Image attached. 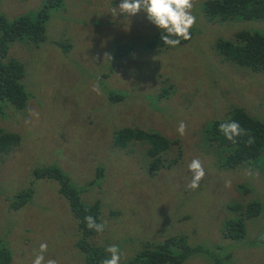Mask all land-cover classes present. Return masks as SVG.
Wrapping results in <instances>:
<instances>
[{"label": "rangeland", "instance_id": "374dc122", "mask_svg": "<svg viewBox=\"0 0 264 264\" xmlns=\"http://www.w3.org/2000/svg\"><path fill=\"white\" fill-rule=\"evenodd\" d=\"M43 1L0 0V15L9 22L40 11ZM204 1L211 0H195L191 39L162 53L144 55L127 49L125 56L112 60L115 47L133 45V38L146 42L154 27L143 11L134 16L113 15L121 0H63L62 6L47 10L44 36L36 46L25 39L6 44L0 62L15 59L21 65L26 95L23 116L10 108L0 116V128L16 135L14 149L0 156V246L8 251L9 264H32L35 250L45 242V260L77 262V257L69 260L75 256V223L56 191L57 184L44 176L30 183L34 168L51 165L80 188L81 202L99 201L101 217L117 213L104 221L105 232L124 235L123 257L144 248L152 250L165 238L183 236L189 247L204 246L218 259L228 252L232 264H264V247L244 245L251 244L264 228L262 179L248 164L234 171L225 169V149L196 136L205 121L219 118L231 107L264 124V72H248L225 62L213 48L218 41H233L239 30L264 35V21L207 22L198 6ZM57 42L72 45L69 58L56 48ZM63 70L70 73L67 80ZM102 71L106 72L102 82L94 80L87 91L80 85L87 74ZM212 72L217 74V99L213 106L206 103L202 112L186 100L189 95L212 92L202 79ZM195 80L201 88L198 95L191 93ZM94 84H99L100 95L92 91ZM162 90H166L164 96ZM109 91L114 98L123 91V97L110 104ZM181 121L187 125L184 136L177 132ZM123 128H137L144 134L154 131L169 142L176 141L161 154L167 165L179 152L175 165L148 170L145 151L150 146L145 139L124 151L108 149L110 135ZM193 159H199L205 171L195 190L187 188L192 178L188 164ZM97 170L102 172L99 179ZM226 181L230 186H225ZM241 184L247 193L240 191ZM28 189L32 190L26 203L14 213L8 211L16 192ZM250 199L260 203L261 211L245 222L244 237L236 242L222 239L221 221L235 216L227 205ZM92 239L106 245L98 237ZM211 258L194 255L180 264H216Z\"/></svg>", "mask_w": 264, "mask_h": 264}, {"label": "trees", "instance_id": "16d2710c", "mask_svg": "<svg viewBox=\"0 0 264 264\" xmlns=\"http://www.w3.org/2000/svg\"><path fill=\"white\" fill-rule=\"evenodd\" d=\"M62 5L63 0H44L40 11L26 16H17L9 22L5 21L0 15V59L5 56L6 44L13 40L25 39L33 46L41 42L44 36V23L47 20V10L58 8ZM198 6L203 14V19L207 22L210 20L218 22L230 20L264 21V0H211L200 2ZM147 22L153 25L151 22ZM234 35V42L218 41L216 46H213L215 48V55L219 59L232 65L234 64V66L242 68L245 71H253L254 73L264 72V35L256 31L245 30H239ZM160 37L161 33L154 26L146 42L142 43L133 38V45L119 48L115 47L114 50L116 53L112 54V60L122 55L125 56L124 54L127 52V49L142 51L145 55L149 52L158 53L160 51L162 53L165 49H174L187 42V40H181L178 46L169 47L163 44ZM56 47L60 48L61 52V49L62 51L65 50L68 48V45H65L64 42H57ZM9 60L6 63L0 62V115L3 113V108H10L13 114L19 113L23 116L22 112L26 108V95L22 85L23 71L21 65L15 62V59ZM212 74H214V77L217 76L215 72H212ZM197 82V80L194 81L191 92L196 95L201 91L200 87L195 86ZM165 91L162 90L161 92ZM114 97V92L109 91L108 102L110 104L119 102L123 97V91L117 92L116 98ZM201 102V99H195L191 95L186 100L187 104H194L197 108L202 107ZM106 113H111L109 107ZM229 120L237 121L243 129L247 130L248 135L238 137L236 143L228 141L218 131V126L220 123ZM206 132L212 135V139L209 140L210 142H214L216 146L225 149L226 155L222 161V166L225 169L234 171L235 168L248 164L251 169H255L256 174L262 179L264 184V124L262 121L253 115L248 117L243 111L236 109L225 120L217 121L207 126ZM249 137L253 139V143L251 144L247 143ZM143 139L147 140L150 146L145 151L147 166L149 167L148 170L157 171L162 165H165L161 160V154L168 150L172 144H175L176 141L169 142L154 131L144 134L143 131L137 128H123L110 135L108 149L116 148L124 151L129 144L140 142ZM15 141L16 135L14 133L0 128V156H6L13 150ZM134 150L133 147V152ZM179 156L180 153L178 152L165 166L169 168L175 165L177 157ZM41 176L57 184L56 191L64 199L70 216L75 223L77 236L74 242V249L72 250L75 256L70 257L69 260L77 257L76 264H101V261L109 256L105 251L107 246L118 245L120 251L122 250L121 245L124 243L123 234L116 236L114 231L105 232V230L103 233H97L89 230L85 222V216L89 215L94 217L97 222H104L105 220L115 218L117 216L116 212H108L101 217L99 201L95 200L91 204L81 202V198L79 197L80 188L69 182L67 177H64L52 165L34 168L33 178L30 183L40 180L39 177ZM101 176L102 172L97 170L96 178L99 179ZM239 189L242 193L248 192V189L242 184L239 185ZM239 189L237 188L238 193H240ZM31 190L17 191L8 204L7 210L13 213L17 211L29 199L28 196ZM226 208L234 212L235 216L226 217L221 221L219 229L220 236L224 240L239 241L245 234V222L259 215L261 205L257 200L250 199L244 204L233 202L228 204ZM7 215L4 213L5 218H7ZM95 236L98 237V240L105 242L106 245L98 244L97 241L93 240L92 238ZM262 237H264V228L251 244H243L251 247H264V239ZM254 241L256 242L254 243ZM151 248L152 250L149 251L145 248L141 249L140 252H135L133 256L120 263L180 264L194 255H204L206 258L212 257L210 260L216 264H232L230 259L231 254L228 252H225L224 256L218 259L213 250H209L204 246L196 245L189 247L185 244L183 236L165 238L156 247ZM224 250L221 249L222 252ZM60 256L64 257V254L62 253ZM9 261L8 251L0 246V264H9ZM207 264L211 263L207 261Z\"/></svg>", "mask_w": 264, "mask_h": 264}, {"label": "clouds", "instance_id": "9594fccd", "mask_svg": "<svg viewBox=\"0 0 264 264\" xmlns=\"http://www.w3.org/2000/svg\"><path fill=\"white\" fill-rule=\"evenodd\" d=\"M195 7V0H121L118 8L112 10V14L115 15L117 12L127 14L128 16H134L139 12L143 11L146 14V18L149 22H151L161 33V40L164 45L169 47H176L180 44L181 40L191 39V29L195 26L196 16L193 14V9ZM201 33V32H200ZM235 40V37H234ZM231 41V42H234ZM230 42V41H226ZM56 45V44H55ZM57 48V47H56ZM60 50V48H58ZM72 45L68 44V48L62 51L61 53L63 57L69 58L71 56ZM97 74H87L85 77V81L80 85L85 87L87 91L90 88V84L94 82L96 79H100V82L103 81L106 72ZM251 72V71H248ZM253 72V71H252ZM254 73V72H253ZM67 78L70 77L69 71L63 72ZM61 74V75H63ZM203 80L207 81L211 88V93L205 96V93H201L198 96H193L196 99L201 98L202 107L200 108L202 112H205L207 106L206 103H211L208 106H213L216 103L217 99V90L215 87L216 78L212 74L211 77L206 78L202 77ZM196 87H199V82L195 84ZM92 91L97 95L101 94V89L99 84H94L92 87ZM164 93L165 92H161ZM194 100V99H193ZM240 109V108H238ZM4 111V108L2 109ZM191 110L195 111V108ZM236 109H232V107L222 114L217 119L212 120L207 123L206 121L201 125V131L198 132L196 136L201 140L205 138V142H210L212 139V135L206 132L207 126L211 125L214 122L225 120L231 113ZM242 110V109H240ZM243 111V110H242ZM16 116L19 113H14ZM3 115V113H2ZM0 115V116H2ZM38 117V113L35 114ZM187 125L181 121L178 124L177 132L180 136H184L186 134ZM218 131L223 134V136L230 142L236 143L237 138L241 136L248 135L247 130L243 129L237 121L229 120L227 122L220 123L218 126ZM248 144L253 143V139L249 137ZM188 170L191 173V180L187 184V188L195 190L200 186V181L205 176V171L203 164L199 159H193L188 164ZM225 186H230V181H226ZM86 227L89 230H93L97 233H103L106 228V222H97L96 219L92 216H85ZM96 237V236H95ZM264 239V237H262ZM48 251L47 243H41L39 248L34 252V259L32 260V264H57V261L54 259L45 260V253ZM105 251L109 254V256L101 261V264H121L120 262L126 261L129 257L121 256L120 248L118 245H109L105 248Z\"/></svg>", "mask_w": 264, "mask_h": 264}, {"label": "crops", "instance_id": "0c3cea01", "mask_svg": "<svg viewBox=\"0 0 264 264\" xmlns=\"http://www.w3.org/2000/svg\"><path fill=\"white\" fill-rule=\"evenodd\" d=\"M65 71H66V70H63V72H65ZM118 75H120V74H118ZM62 76H63V79L66 80V75L63 74ZM60 81H62V79H60L59 82H60ZM59 82H58V83H59ZM76 95H79V91L76 93ZM63 96H68V95H63Z\"/></svg>", "mask_w": 264, "mask_h": 264}]
</instances>
